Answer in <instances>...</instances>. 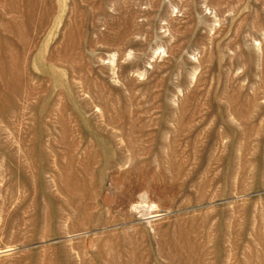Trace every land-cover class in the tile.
Masks as SVG:
<instances>
[{
  "label": "rangeland",
  "instance_id": "374dc122",
  "mask_svg": "<svg viewBox=\"0 0 264 264\" xmlns=\"http://www.w3.org/2000/svg\"><path fill=\"white\" fill-rule=\"evenodd\" d=\"M0 264H264V0H0Z\"/></svg>",
  "mask_w": 264,
  "mask_h": 264
}]
</instances>
